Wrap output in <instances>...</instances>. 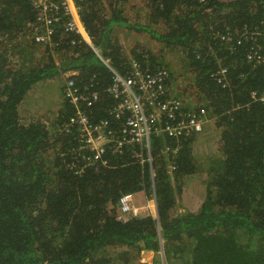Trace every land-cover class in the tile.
Returning <instances> with one entry per match:
<instances>
[{
    "label": "trees",
    "instance_id": "trees-1",
    "mask_svg": "<svg viewBox=\"0 0 264 264\" xmlns=\"http://www.w3.org/2000/svg\"><path fill=\"white\" fill-rule=\"evenodd\" d=\"M263 1L142 0L134 23L122 8L127 0H82L89 40L119 74L132 59L166 68L143 47L125 52L120 40L133 29L180 51L195 93L186 108L205 109L219 130L216 151L201 159L194 135L155 137L149 154L142 145L108 147L89 162L90 152L76 151L75 128H64L75 111L64 74L78 71L76 86L98 92L88 107L98 119L113 104L111 71L62 27L59 44L40 50L37 10L29 0H0V264H142L144 250L161 249L166 264H264V104L251 97L264 88V68L246 56L263 42ZM223 75L225 86L216 81ZM50 81L61 96L44 118L23 120L32 86ZM196 173L205 195L191 210L183 182ZM139 192L141 201L154 199L155 214L118 219L120 196Z\"/></svg>",
    "mask_w": 264,
    "mask_h": 264
},
{
    "label": "built area",
    "instance_id": "built-area-1",
    "mask_svg": "<svg viewBox=\"0 0 264 264\" xmlns=\"http://www.w3.org/2000/svg\"><path fill=\"white\" fill-rule=\"evenodd\" d=\"M82 0H29L37 10L34 33L35 39L42 45L55 47L59 41L55 40L57 28H63L82 37L93 48L112 73V84L108 91L112 95L113 104L106 109L105 117L94 119L88 107L98 99V92L92 90V85L80 90L73 76L78 71H69L64 74V95L75 108L73 114L64 124V128L71 127L76 131V151L83 149L90 152L87 160L94 162L102 158L108 147L120 150L124 146L132 149L141 146L151 151V139H179L200 133L208 121L207 111L187 109L183 102L171 92L168 87L169 73L166 68H150L131 60L127 75L119 74L104 60L99 51L92 45L81 19ZM261 20L263 42L247 53V59L264 68V1ZM258 35L259 33H255ZM229 40L230 36H222ZM249 39L254 40L252 35ZM241 40H237V44ZM224 69L220 70V75ZM223 86L227 81L224 75L216 78ZM253 99L264 104V88L258 93H251ZM85 102V103H84ZM84 106L82 108V105ZM142 150V149H141ZM85 153L84 151L81 153ZM140 154V153H138ZM106 162L105 160L103 161ZM142 208V207H141ZM117 218L127 220L129 217L142 215L140 207L133 203V194L125 193L120 196L117 206Z\"/></svg>",
    "mask_w": 264,
    "mask_h": 264
},
{
    "label": "rangeland",
    "instance_id": "rangeland-1",
    "mask_svg": "<svg viewBox=\"0 0 264 264\" xmlns=\"http://www.w3.org/2000/svg\"><path fill=\"white\" fill-rule=\"evenodd\" d=\"M141 6L142 0H127L122 8L125 14L132 15V22L135 23V16L137 15V11L141 8ZM128 34L129 37H123L120 40L125 52L130 53V49L134 48L139 50L140 47H143L145 49L144 51H149L158 61L163 62L162 66H165L169 70L171 92L178 89L184 93V100H186V102L184 101L185 106L187 103L193 102L195 93L193 92L194 87L192 74L189 73L185 64L184 55L180 51H177L176 53L173 51L167 52L164 49V46L158 43L155 39L151 38L146 32H140L136 29H133L132 31L128 32ZM44 47L45 46L43 45L39 46L40 50H44ZM58 85L59 83H53L50 81L41 90H39V86L34 87L33 85L30 93L28 92V99L22 103V108H26L28 107L27 103L30 101L32 107L27 110L21 109L22 119H27L33 115L35 118H44L46 115V110L44 109L52 106L54 101L61 96V90ZM201 132L203 133L195 138L196 144L194 146V153L200 159L211 154V152L216 151L219 139V130L216 128L214 120L211 117H208V121L204 125ZM204 135H207V138H204ZM203 178V174L196 173L193 177L186 178L183 182V189L186 193L185 196L188 197L194 205H199L204 199L205 191ZM141 199L137 198L136 196H134L133 199V203L140 207V213L142 215L149 213L155 214L154 199L145 198L143 201H141ZM178 204H180V200ZM180 211L182 210L178 209V212ZM146 251L150 250H144L141 253L139 259L140 263L154 264V261L158 260V264H166L162 249L156 253L152 251L154 252L153 256H150L151 254Z\"/></svg>",
    "mask_w": 264,
    "mask_h": 264
},
{
    "label": "crops",
    "instance_id": "crops-1",
    "mask_svg": "<svg viewBox=\"0 0 264 264\" xmlns=\"http://www.w3.org/2000/svg\"><path fill=\"white\" fill-rule=\"evenodd\" d=\"M201 133H203V132H200L198 135H200ZM204 138H207V135H204ZM143 193L142 192H139V193H137V194H135V196L137 197V198H139V196H141ZM185 195H186V193H185ZM184 195V193H183V202H184V204H186V205H188L189 207H190V209L191 210H195V209H197L198 207V205H194L191 201H190V199L188 198V197H186ZM146 252H149L151 255L150 256H153L154 255V252H152V251H146Z\"/></svg>",
    "mask_w": 264,
    "mask_h": 264
},
{
    "label": "clouds",
    "instance_id": "clouds-1",
    "mask_svg": "<svg viewBox=\"0 0 264 264\" xmlns=\"http://www.w3.org/2000/svg\"><path fill=\"white\" fill-rule=\"evenodd\" d=\"M168 71V70H167ZM169 73V72H168ZM168 87H170V90H171V86H170V75H169V79H168ZM173 93V92H172ZM175 96V95H174ZM181 100V99H180ZM182 101V100H181ZM183 102V101H182ZM183 104H184V102H183ZM184 106H185V104H184ZM186 107V106H185ZM199 134V133H198ZM197 134V135H198ZM132 194V193H131ZM133 199H134V195H133ZM156 210V209H155ZM156 212V211H155Z\"/></svg>",
    "mask_w": 264,
    "mask_h": 264
},
{
    "label": "flooded vegetation",
    "instance_id": "flooded-vegetation-1",
    "mask_svg": "<svg viewBox=\"0 0 264 264\" xmlns=\"http://www.w3.org/2000/svg\"><path fill=\"white\" fill-rule=\"evenodd\" d=\"M193 136H194V135H193ZM195 136H196V135H195ZM186 138H189V136H186L185 139H186Z\"/></svg>",
    "mask_w": 264,
    "mask_h": 264
},
{
    "label": "water",
    "instance_id": "water-1",
    "mask_svg": "<svg viewBox=\"0 0 264 264\" xmlns=\"http://www.w3.org/2000/svg\"><path fill=\"white\" fill-rule=\"evenodd\" d=\"M155 209H156V205H155ZM156 211V210H155Z\"/></svg>",
    "mask_w": 264,
    "mask_h": 264
}]
</instances>
